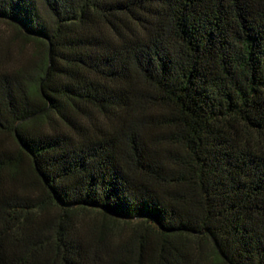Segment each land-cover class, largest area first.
I'll use <instances>...</instances> for the list:
<instances>
[{"label":"trees","instance_id":"obj_1","mask_svg":"<svg viewBox=\"0 0 264 264\" xmlns=\"http://www.w3.org/2000/svg\"><path fill=\"white\" fill-rule=\"evenodd\" d=\"M0 28V264H264V0H0Z\"/></svg>","mask_w":264,"mask_h":264},{"label":"rangeland","instance_id":"obj_2","mask_svg":"<svg viewBox=\"0 0 264 264\" xmlns=\"http://www.w3.org/2000/svg\"><path fill=\"white\" fill-rule=\"evenodd\" d=\"M1 30H4V29H3V28H2V29L0 28V35H2V34H1V32H2ZM14 53H15V54L17 53V49H14Z\"/></svg>","mask_w":264,"mask_h":264}]
</instances>
